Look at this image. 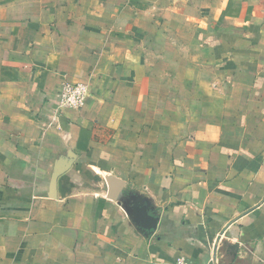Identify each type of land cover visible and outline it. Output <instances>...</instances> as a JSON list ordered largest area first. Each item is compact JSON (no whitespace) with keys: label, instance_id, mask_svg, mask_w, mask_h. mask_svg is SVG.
<instances>
[{"label":"crops","instance_id":"obj_1","mask_svg":"<svg viewBox=\"0 0 264 264\" xmlns=\"http://www.w3.org/2000/svg\"><path fill=\"white\" fill-rule=\"evenodd\" d=\"M179 257L264 264V0H0V264Z\"/></svg>","mask_w":264,"mask_h":264},{"label":"built area","instance_id":"obj_2","mask_svg":"<svg viewBox=\"0 0 264 264\" xmlns=\"http://www.w3.org/2000/svg\"><path fill=\"white\" fill-rule=\"evenodd\" d=\"M89 95V88L83 83H64L59 93V108L81 110ZM173 264H196L185 257H179Z\"/></svg>","mask_w":264,"mask_h":264},{"label":"water","instance_id":"obj_3","mask_svg":"<svg viewBox=\"0 0 264 264\" xmlns=\"http://www.w3.org/2000/svg\"><path fill=\"white\" fill-rule=\"evenodd\" d=\"M220 239L221 238H219L217 243H216L215 252H214V259H216V256H217V249H218V245H219ZM223 247H225V250L227 251V253H229L234 258H236L237 254L239 252V249H240L239 243L229 244L228 242H224L223 243Z\"/></svg>","mask_w":264,"mask_h":264}]
</instances>
